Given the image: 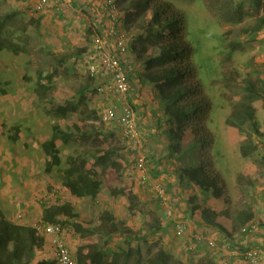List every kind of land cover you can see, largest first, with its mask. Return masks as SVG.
I'll return each instance as SVG.
<instances>
[{"label":"rangeland","instance_id":"obj_1","mask_svg":"<svg viewBox=\"0 0 264 264\" xmlns=\"http://www.w3.org/2000/svg\"><path fill=\"white\" fill-rule=\"evenodd\" d=\"M167 1L182 11L186 18L185 37L195 49L193 64L202 83L203 94L213 106L205 126L214 136L215 151L221 152L215 166L221 170L225 191L220 194L222 200H211L210 206L218 211L225 210L231 225L236 224L237 215L253 209L255 222L261 224L264 222V145L258 138L249 137L228 123V120L236 116L237 108L245 101L250 81L264 86V27L257 29L258 20L264 15V0H260L257 6L253 0ZM20 2L0 0V13L18 12L11 30H25L21 42L27 50V53L18 56L11 52H0V82H11L6 88L8 95L0 94V209H11L10 215L19 223L33 227L40 226L43 204L64 202H70L81 221L92 228L98 226L99 216L103 214L113 215L137 231L159 224L162 232L150 238L149 244L134 253L132 264H148L149 249L153 254L158 249L169 252L172 260L168 264H184L186 252L191 248L199 226L196 227L185 213L186 199L175 195L179 208L173 209V218L185 221L188 226L182 238L175 236L173 228L168 227L169 220L162 217L161 211L157 212L151 196L146 195L149 193L138 182L134 168L135 155L131 153L135 150L134 145L123 137L117 126L114 128L102 122V112L111 104L112 98L96 91L95 81L91 80L82 65L84 58L81 55L90 49L94 41L92 33L88 34L85 26L87 15H82L79 9L77 13L72 8H63L62 19H56L54 25H49L57 29L52 31L41 23L39 27L31 25L24 15V4ZM124 5H119L121 11ZM225 7L224 11L222 8ZM122 30L127 33L124 25ZM69 34H72L70 39ZM108 45L116 53L115 39L110 38ZM70 54L74 56L66 59L65 65H57V59L67 58ZM38 70L46 74L56 70L49 96L51 107L29 109L38 100ZM85 87L88 90L80 95ZM135 99L129 93L126 101L131 103ZM65 103L73 104L76 110L66 119L54 117V110ZM253 108L264 133V104L256 102ZM55 122L62 127L78 124L79 131L71 134L68 145L61 146V169L46 174L42 150L32 146H39L51 136V127ZM14 126L20 127L19 136L13 132ZM8 135H14L18 141L11 142ZM96 149L117 150L125 154L126 168L120 174L114 171L106 174L97 202L73 197L61 185L66 159L70 155L89 159L88 155ZM120 189L124 193L112 196V190ZM30 204L33 207L30 208ZM63 222H60L63 233L75 258L83 242L98 244L105 240L94 235L83 241L74 232L72 224ZM238 229L237 232H240V227ZM211 234L216 241L220 237ZM263 235L259 232L250 236L249 248L264 249V244L261 245L264 243ZM44 239L46 254L43 257L49 264H55L49 239ZM258 241L259 245H256ZM224 242L223 251L214 253L212 258L203 246H195L197 264H230L231 251ZM127 247L124 240L115 236L110 250L121 252L126 251ZM235 264H240V261L237 260Z\"/></svg>","mask_w":264,"mask_h":264},{"label":"trees","instance_id":"obj_2","mask_svg":"<svg viewBox=\"0 0 264 264\" xmlns=\"http://www.w3.org/2000/svg\"><path fill=\"white\" fill-rule=\"evenodd\" d=\"M36 1L21 0L20 3L24 4V15L28 17L29 23L39 27L42 14L49 7L43 13L38 12L35 10ZM72 1L70 0V4ZM259 1L253 0L254 5L257 6ZM105 2L106 0L103 2L106 17L111 22L109 26H113V29L119 32H123V25L126 27L128 49L124 53H118L117 56L120 59L126 81L130 85L129 93L139 98L141 94H144L153 100L154 105L157 104L152 107V109L158 108L159 115V120L154 126L156 127L154 138H150L149 141L139 125L148 165H154V168H151V175L155 179L162 176L159 169L160 164H156L161 161L155 159V151L153 147L151 149V143L154 145L155 141L160 143L164 149L165 157L162 159L165 171L167 172L166 169L170 167L166 185L174 208H179V204L175 201V195L186 199L185 213L196 227L199 226L193 236L192 246L186 252L184 264H197L198 246H203L211 256L210 258L214 253L223 251L224 244L222 242L224 241L231 252H240L246 247L249 248L247 242L252 235L244 234L241 230L244 226L256 221L253 209H248L247 212L237 215L236 224L231 225L225 210L218 211L215 207L210 206L211 200H222L220 194L225 191L221 170L215 166L216 158L220 156L221 152L215 151L214 136L205 126L213 106L203 94V86L193 64L195 49L185 37L186 18L183 12L167 0H115L117 16L112 21L110 18L111 9L106 6ZM120 4H125L122 11L119 8ZM222 9L225 11L226 7ZM80 12L82 13V11ZM83 14L88 17L85 26L87 33H92L93 39L97 36L101 39L108 37L115 39L116 43L117 36L114 35L118 34L117 32L109 36L108 27L100 29V23L96 20L97 16L92 17V14L90 15L87 10H83ZM17 15L16 10L11 13H0V52H11L14 56L27 53L25 45H22L21 42L25 30H11ZM134 21L136 23L132 24ZM261 27H264V15L258 20L257 29ZM73 56L70 54L67 58L57 59V65L62 67L66 64V59ZM81 57L84 58L82 65L87 69L91 80L95 81V89L98 93L99 87L112 84L113 75L110 71L100 68L98 74L92 75L89 70V66L96 60L94 43ZM55 73L56 70L47 74L43 70H38L36 84L38 100L33 102L29 109L51 107V97L49 96L53 90L51 83ZM10 84L9 80L0 82L2 96L8 95L6 88ZM87 90L86 87L82 88L80 95ZM150 93H153L154 99ZM260 101L264 104V86L250 81L245 101L239 106V109L237 108L236 116L229 118L228 123H232L244 131L247 136L258 138L264 145V133L260 129L253 108L254 103ZM129 104L135 111L139 109L135 102L131 101ZM75 110L73 104L65 103L59 105L53 114L56 118L66 119ZM153 115L156 116L154 112ZM79 120L82 121V119ZM111 125L116 128L115 124ZM51 130L52 134L49 139L41 142L39 146L37 144V146L35 144L32 146L42 150L45 157L44 171L46 174L61 169L63 165L61 146L71 142V134L79 131V125L62 127L55 122ZM13 132L19 136L20 127L14 126ZM8 139L13 143L18 141L14 135H8ZM131 153L136 156L135 150ZM88 156L89 159H87L88 157L78 158L74 155L67 157L66 167L62 170L61 185L73 197L87 198L92 202H97L102 193L104 177L109 171L120 174L126 168V155L117 150L96 149ZM141 188L149 193L146 195L151 196V201L157 212H162L160 203L152 197L149 189L143 186ZM122 193H124L122 189L111 192L112 196H119ZM61 219L65 221L63 223L72 224L74 232L83 241L94 235L105 239L98 244L83 242L76 252L78 264H132L134 253L139 252L142 246L149 244L150 238L158 236L162 232L159 224L157 227L149 226L137 231L130 228L123 220L108 214L99 216L98 226L92 228L81 221L79 213L75 211L70 202L42 205L40 224L60 223ZM174 220L172 218L168 221V227L173 230ZM261 224L264 226V222ZM238 227H240V232H237ZM211 233L220 236L217 241L215 239V248H211L207 241L196 238L198 234L212 238ZM115 236L127 243L128 247L125 252L110 250ZM45 245L46 241L36 227L10 221L0 210V264H49L43 257L46 254ZM51 250L54 253L52 248ZM229 256L230 264H235V256L232 254ZM171 260V254L164 249H158L154 254L151 249L148 251V264H168Z\"/></svg>","mask_w":264,"mask_h":264},{"label":"built area","instance_id":"obj_3","mask_svg":"<svg viewBox=\"0 0 264 264\" xmlns=\"http://www.w3.org/2000/svg\"><path fill=\"white\" fill-rule=\"evenodd\" d=\"M106 6L110 11L112 21L117 16L115 0H106ZM47 7H53L60 11L63 8H70V0H37L35 10L43 13ZM109 36H117L115 43V52L108 45L109 38H94L96 60L89 66L92 75L98 74L100 68L110 71L113 75L111 85L99 87L101 95L111 97L112 102L102 112V122L105 124H115L120 127L123 137L132 142L136 150L134 168L137 173L138 182L144 188H148L151 195L156 199L161 207L165 219L170 220L174 217V205L167 189L166 181L163 178L155 179L151 175V168L147 162V153L144 149L141 130L138 122V115L134 108L126 101L130 92V85L126 81L125 73L118 58V53H124L128 49L126 35L123 32L116 31L113 26L108 27ZM174 230L178 238H182L187 232V224L183 220H174ZM38 232L49 239V243L54 250L55 264H77L68 242L63 233V227L60 223L43 224L37 228ZM262 230V227L253 222L242 229L244 234H254ZM198 240H205L211 248L216 247V241L210 237H204L202 234L196 236ZM246 264H264V250L252 248L240 253Z\"/></svg>","mask_w":264,"mask_h":264},{"label":"crops","instance_id":"obj_4","mask_svg":"<svg viewBox=\"0 0 264 264\" xmlns=\"http://www.w3.org/2000/svg\"><path fill=\"white\" fill-rule=\"evenodd\" d=\"M103 2H104V0H73L72 3L70 4V6L77 13L79 12L78 9L80 8L79 10L82 11V13H83V10H87V12L90 15L92 14L91 15L92 17L97 16L98 18L96 20L99 21L100 29L103 30L102 27H109V25H111V23L109 22V19L106 17L105 5H103ZM62 16H64V10L55 11L53 9V7H50L45 13L42 14V16H41L42 20L40 23L45 25L48 30H52V31L57 30L56 28H53L49 25H54L55 20L59 19V18L62 19ZM60 26H63V24ZM52 31L50 33L55 35V32H52ZM53 35H52L51 39H53ZM70 35H72V34L68 35L69 39H70ZM151 95H152V98L154 99L155 96L153 95V93ZM135 97H136V99L134 102L136 103L137 107L139 108L138 110H136L137 115H138L139 125H140L141 129L144 131V133L146 134L148 140L150 141V138L153 139L154 136L156 135V127H154V126H156V122L159 120L158 108L152 109V107L157 106V104L154 105L153 100H151V98H148L144 94L143 95L141 94L140 98L137 96H135ZM134 102L132 101V103H134ZM153 112L156 114L157 117L153 115ZM154 143H155L154 145H152V143H151V149L153 147V150L155 151L154 152L155 159H157V160L160 159V161H161V163L156 162V164H160L159 169H160V173H162L161 174L162 176L160 178H163L166 181L167 178L169 177V175H167V173H168V170L170 169V167H168L166 169L167 170V172H166L165 167L163 166V163H164L163 159L165 157V154H163L164 149L160 143L155 142V141H154ZM162 154H163V156H161ZM162 157H163V159H162ZM151 168H154V165H152ZM31 207H33L32 204H30V208ZM0 210L4 213L5 217L8 220L16 222V223L19 222L10 215L11 209L4 207L3 209H0ZM260 232L264 234V230H261ZM121 240H123V239H121ZM248 241H250V240H248ZM263 244L264 243L262 242L261 245H263ZM256 245H259V241L256 243ZM123 252H125V250ZM230 254L235 256V259H236L235 263H237V260H239L240 264H246L244 262V260L240 257L238 252L233 251V252H230Z\"/></svg>","mask_w":264,"mask_h":264},{"label":"clouds","instance_id":"obj_5","mask_svg":"<svg viewBox=\"0 0 264 264\" xmlns=\"http://www.w3.org/2000/svg\"><path fill=\"white\" fill-rule=\"evenodd\" d=\"M110 22V21H109ZM111 23V22H110ZM162 217L164 218V216H163V213H162ZM258 223V222H257ZM46 224V223H45ZM48 224V223H47ZM261 227H262V230H264V226H262V224H260V223H258ZM43 224H40V226H42ZM63 227V226H62ZM245 227V226H244ZM36 228H38V227H36ZM64 230V229H63ZM261 231V230H260ZM241 232H242V230H241ZM259 233V232H258ZM254 234H256V233H254ZM251 235H253V234H251ZM42 236V235H41ZM42 237H45V236H42ZM64 237H65V235H64ZM45 238H47V237H45ZM46 240V239H45ZM52 248V247H51ZM252 248H257V247H252ZM252 248H248V249H245V250H249V249H252ZM53 249V248H52ZM260 249H262V248H260ZM262 250H264V249H262ZM244 251V250H243ZM242 251H240V252H238L239 253V255H240V253H241ZM54 254V253H53ZM240 257H241V255H240ZM242 258V257H241ZM76 259V258H75ZM76 262H77V260H76ZM245 262V261H244Z\"/></svg>","mask_w":264,"mask_h":264}]
</instances>
